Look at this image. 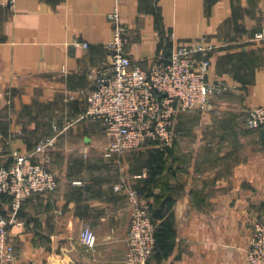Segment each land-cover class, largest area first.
<instances>
[{"label":"crops","instance_id":"1","mask_svg":"<svg viewBox=\"0 0 264 264\" xmlns=\"http://www.w3.org/2000/svg\"><path fill=\"white\" fill-rule=\"evenodd\" d=\"M116 7L130 29L125 51L142 68L205 39L220 46L214 77L237 88L210 111L181 113L173 148L147 144L109 160L102 123L81 115L95 85L89 69L110 60ZM263 105L264 0H17L14 11L0 9V166L15 152L34 154L59 183L22 203L9 226L13 264H127L132 212L115 189L122 183L155 212L159 244L148 264H248L254 223L264 221V127L245 119ZM49 138V156L35 154ZM13 203L0 198L10 220ZM85 227L97 236L93 249L80 242Z\"/></svg>","mask_w":264,"mask_h":264},{"label":"built area","instance_id":"2","mask_svg":"<svg viewBox=\"0 0 264 264\" xmlns=\"http://www.w3.org/2000/svg\"><path fill=\"white\" fill-rule=\"evenodd\" d=\"M17 0H0V9L14 11ZM114 38L109 44L110 60L106 67L89 69L95 82L86 96L87 106L82 119L101 122L109 141L103 155L119 158L139 150L150 142L163 150L174 146L181 132L175 119L180 112L210 111L215 99L237 88L224 78H215L212 57L220 46L205 39L180 45L169 56H158L149 69H144L126 53L130 29L122 22L118 7L109 14ZM262 37V35H258ZM85 48L89 43H84ZM75 98V96H72ZM251 129L264 127V105L252 107L245 119ZM55 138L40 141L35 154L49 156ZM82 153L86 156L87 149ZM57 176L34 154L15 152L9 166H0V198L9 193L13 199V218L0 214V264H13L15 248L9 242V226L22 203L35 194L54 193ZM118 192H126L131 205L128 230L127 264H148L156 247V226L151 203L139 189L118 184ZM80 242L88 249L97 245V236L90 227L80 233ZM248 264H264V221L254 223L247 253Z\"/></svg>","mask_w":264,"mask_h":264},{"label":"trees","instance_id":"3","mask_svg":"<svg viewBox=\"0 0 264 264\" xmlns=\"http://www.w3.org/2000/svg\"><path fill=\"white\" fill-rule=\"evenodd\" d=\"M150 145H153V143L152 142H150L149 143ZM174 145H175V143H174ZM154 146H156V145H154ZM157 147V146H156ZM174 147V146H173ZM173 147H171V148H173ZM159 149H161L160 147H158ZM171 148H168V149H166V150H169V149H171ZM3 196H10V197H12L9 193H5L4 195H2L1 197H3ZM13 198V197H12ZM151 208H152V214H153V219H154V223H155V226H156V247H155V251H156V249H157V247H158V244H159V235H158V231H159V229H158V227H157V224H156V220H155V212H154V209H153V207H152V205H151ZM0 214H2L1 212H0ZM154 251V252H155Z\"/></svg>","mask_w":264,"mask_h":264},{"label":"rangeland","instance_id":"4","mask_svg":"<svg viewBox=\"0 0 264 264\" xmlns=\"http://www.w3.org/2000/svg\"><path fill=\"white\" fill-rule=\"evenodd\" d=\"M219 98H220V97H219ZM181 113H183V112L178 113V115H177V117H176V119H175L176 127H177V119H178V116H179Z\"/></svg>","mask_w":264,"mask_h":264}]
</instances>
